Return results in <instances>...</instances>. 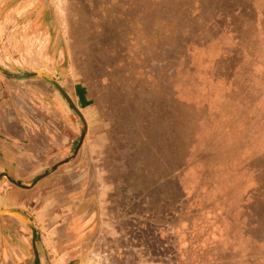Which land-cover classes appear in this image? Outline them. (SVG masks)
I'll use <instances>...</instances> for the list:
<instances>
[{
	"label": "rangeland",
	"instance_id": "obj_1",
	"mask_svg": "<svg viewBox=\"0 0 264 264\" xmlns=\"http://www.w3.org/2000/svg\"><path fill=\"white\" fill-rule=\"evenodd\" d=\"M23 1L18 20L0 8V47L18 69L0 68L39 74L16 78L17 92L32 124L55 131L57 161L74 154L85 120L81 167L103 158L116 206L149 212L181 264H264V0ZM240 2L253 10L236 15L250 24L241 33L221 12ZM191 4L221 20L191 26L204 13ZM164 11L184 21L153 32ZM17 28L39 34L22 52Z\"/></svg>",
	"mask_w": 264,
	"mask_h": 264
},
{
	"label": "crops",
	"instance_id": "obj_2",
	"mask_svg": "<svg viewBox=\"0 0 264 264\" xmlns=\"http://www.w3.org/2000/svg\"><path fill=\"white\" fill-rule=\"evenodd\" d=\"M2 1L0 8L11 10L5 17L15 20L27 5L23 0ZM23 30L11 34L17 52H22V38L39 35ZM7 54L3 44L0 65L17 71L18 66H8ZM18 81L0 73V175L6 173L22 185L0 177V264H181L183 255L173 242L161 240L160 228L164 233L167 229L154 224L149 212H133L134 200L116 206L121 191L106 180L114 173L98 166L103 158L88 160L95 167L86 169L81 167L83 158L75 157L34 184L59 163L55 131L49 124H32L17 92Z\"/></svg>",
	"mask_w": 264,
	"mask_h": 264
},
{
	"label": "trees",
	"instance_id": "obj_3",
	"mask_svg": "<svg viewBox=\"0 0 264 264\" xmlns=\"http://www.w3.org/2000/svg\"><path fill=\"white\" fill-rule=\"evenodd\" d=\"M159 0H157L158 2ZM221 3H223V1H221ZM249 2H240L239 5L235 4L233 6L230 5V8H228L227 10H223L221 12H225V17L223 18L225 21L229 20V27H230V30L233 29V31H240L241 32H246V30L248 29V25L249 24V21L247 19L244 18V21L242 22L240 19H238L236 17V15L242 13V12H245L243 14H246V12H253V10H251V7L252 5L249 3ZM162 7V6H161ZM198 5L196 4H191V6H189L188 10H193V8H197ZM226 8V7H225ZM230 9V10H229ZM201 10L203 13V15H199L198 17H196L198 23H193L191 26H198L199 25V30L203 29L204 31L207 30L209 28V26L211 25L212 27L213 26H216L217 22L221 19H218V20H215V19H209L208 16L206 15V10L203 11L201 8L198 7V10L199 11ZM234 11V13H233ZM190 12V11H189ZM192 12V11H191ZM179 13L181 14V11H179ZM229 13H231L232 16L229 15ZM235 14V15H233ZM164 16V17H163ZM244 16V15H243ZM186 19V18H185ZM194 20V17L192 18ZM222 19V21H224ZM155 20V21H154ZM153 20V23H152V31L153 32H159V31H162V32H168V29L171 28L170 24H168L169 22L172 23V25L178 27L176 25V23L178 22L179 25H180V22L182 20V22L184 21V17H182L181 15L179 16H169L167 14L166 11H164L160 17H156L155 19ZM224 21V22H225ZM225 26V25H224ZM241 26V27H239ZM226 27V26H225ZM108 37L104 38V44L107 45L108 44ZM107 67L111 68L110 65H108ZM119 174V173H118Z\"/></svg>",
	"mask_w": 264,
	"mask_h": 264
},
{
	"label": "water",
	"instance_id": "obj_4",
	"mask_svg": "<svg viewBox=\"0 0 264 264\" xmlns=\"http://www.w3.org/2000/svg\"><path fill=\"white\" fill-rule=\"evenodd\" d=\"M0 73H3L5 75H8V76H11V77H14V78H20V77H29V76H34V75H39L37 73H28V72H25V73H20V74H15V73H12V72H8L2 68H0ZM52 83L55 85V87L59 90V92L63 95V97L66 99V101L68 102V104L75 110V112H77V114L83 118V115L81 114L79 108H77V106L75 105V103L73 102V100L71 99V97L69 96V94L66 92V90L56 81H52ZM84 120V119H83ZM84 123H85V127H84V130H83V133L80 137V141L77 145V148L74 152V154L70 157H68L67 159L59 162L58 164L54 165L52 168H50L49 170H47L45 173L41 174L40 176L37 177V179L34 181V184H36L39 180H41L42 178L48 176L49 174H51L52 172H54L56 169L59 168V166H61L62 164L64 163H68L70 161H72L74 158H75V155L78 153V150L79 148L82 146L83 144V141L85 139V136L87 134V124L84 120ZM1 176H5L8 178V180L10 182H12L13 184H16L18 186H22L19 182H17L16 180H14L13 178H11L9 175H7L6 173H3L0 175ZM26 187V186H24ZM34 232V236H36V231L33 230Z\"/></svg>",
	"mask_w": 264,
	"mask_h": 264
},
{
	"label": "built area",
	"instance_id": "obj_5",
	"mask_svg": "<svg viewBox=\"0 0 264 264\" xmlns=\"http://www.w3.org/2000/svg\"><path fill=\"white\" fill-rule=\"evenodd\" d=\"M97 264H105V263H103V262H99V263H97Z\"/></svg>",
	"mask_w": 264,
	"mask_h": 264
}]
</instances>
